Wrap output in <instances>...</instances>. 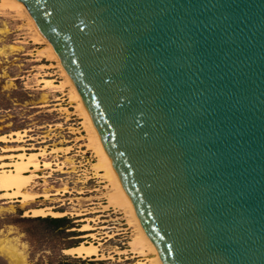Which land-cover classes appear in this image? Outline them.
<instances>
[{
	"label": "water",
	"instance_id": "obj_1",
	"mask_svg": "<svg viewBox=\"0 0 264 264\" xmlns=\"http://www.w3.org/2000/svg\"><path fill=\"white\" fill-rule=\"evenodd\" d=\"M18 1L159 263L264 264V0Z\"/></svg>",
	"mask_w": 264,
	"mask_h": 264
},
{
	"label": "rangeland",
	"instance_id": "obj_2",
	"mask_svg": "<svg viewBox=\"0 0 264 264\" xmlns=\"http://www.w3.org/2000/svg\"><path fill=\"white\" fill-rule=\"evenodd\" d=\"M27 25L23 15L0 5V162L16 153H36L40 165L24 189L33 196L19 201L0 194V240L23 251L21 264H149L128 250L132 228L122 214L104 208L107 182L90 168L95 157L86 146L84 118L58 63ZM36 207L64 214L34 216ZM48 216L66 221L54 227L36 218ZM84 240L95 242L100 255L64 251ZM9 261L0 252V264Z\"/></svg>",
	"mask_w": 264,
	"mask_h": 264
},
{
	"label": "bare ground",
	"instance_id": "obj_3",
	"mask_svg": "<svg viewBox=\"0 0 264 264\" xmlns=\"http://www.w3.org/2000/svg\"><path fill=\"white\" fill-rule=\"evenodd\" d=\"M0 5H7L8 7H10V9L13 8L19 14L23 15L26 18L28 25L32 29L35 37L45 44L44 52L49 56V58L51 57L55 59L58 63V66L62 71L61 73L65 78L64 82H66L70 87L69 96L73 100H75L77 110H79L80 114L84 118L85 129L87 131L86 146L87 149L92 151L95 157L94 161L90 163L92 173L94 174V176L100 177L103 181L107 182V190L104 193L105 203L103 206L105 209H112L116 213H121V216L126 219V223L129 225V227L132 228L130 239L127 241L128 250L131 253H134L135 255L138 254L145 256V260H147L149 264H160L150 242L148 241L141 227V224L135 216L134 210L128 203L126 192L119 184L118 176L114 168L112 167L109 158L107 157L102 148L100 137L96 132L92 119L89 117L85 110L81 96L78 93L75 85L72 83V80L66 72L65 68L62 66L60 59L56 54L53 46L47 40V38L38 30L35 21L31 18L25 6L20 1L1 0ZM16 154L17 155L14 156L10 155L9 160H3L0 162V194L17 197V200L22 201L26 197L33 196L25 193L24 189L37 176V174L33 172V170H38L40 168V165L37 158L38 155L36 153H31L29 155H27L26 153ZM27 172H29L30 174ZM31 210L34 216H45L48 214L54 216H61L64 214V211H56L54 209L52 210L50 209V207H36L32 208ZM82 229L87 228L82 227ZM88 234L93 236L92 233ZM64 251L68 254H73L82 257H93L100 255L98 245H96L95 242L90 240H84L75 246L64 248ZM0 252L9 256V264H21L25 260V254L23 253V251L18 248L17 245L11 243L10 240L7 239L0 240Z\"/></svg>",
	"mask_w": 264,
	"mask_h": 264
},
{
	"label": "trees",
	"instance_id": "obj_4",
	"mask_svg": "<svg viewBox=\"0 0 264 264\" xmlns=\"http://www.w3.org/2000/svg\"><path fill=\"white\" fill-rule=\"evenodd\" d=\"M36 218H38L40 220H44L46 222H49V223L53 224L54 227H58L66 221L65 217L48 216V217H36ZM29 219L31 220V218H29ZM32 219H34V218H32ZM73 246H75V245H73ZM67 247H71V246H67ZM62 264H73V263L66 261V262H63Z\"/></svg>",
	"mask_w": 264,
	"mask_h": 264
}]
</instances>
